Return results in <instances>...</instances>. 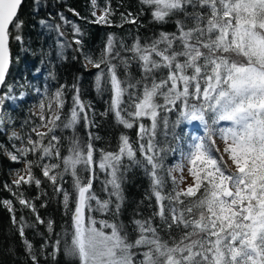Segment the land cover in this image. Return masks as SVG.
Listing matches in <instances>:
<instances>
[{
    "label": "snow or ice",
    "instance_id": "1",
    "mask_svg": "<svg viewBox=\"0 0 264 264\" xmlns=\"http://www.w3.org/2000/svg\"><path fill=\"white\" fill-rule=\"evenodd\" d=\"M24 2L0 0V89L6 90L0 93V110L7 101L17 99L6 78L12 62L11 42L23 43L24 20L20 11ZM140 3L151 9L156 22L166 23L177 14H182L184 19L175 20V32L162 31L151 43L141 44L139 39L130 47L121 43L120 49L131 53L130 57L121 56L113 35L108 36L97 59L81 53L85 67L90 64L99 69L95 76L97 92L104 90L105 83L110 84L109 110L117 123L132 129L140 121L139 148H134L130 138L122 134L118 151L101 150L99 161H95L93 144L89 141L82 145L73 136L70 154L61 157L56 131H75L81 120L91 124L86 110L89 106L81 99L79 87L73 84L72 107L65 114V86L50 95L45 86L44 99L39 103L40 124L32 128L38 139L28 135L25 143L13 132L9 140H20L24 146L13 145L15 152L5 148L11 161L20 163L23 157L26 165V175L18 173L13 184L19 188L34 182L39 187L41 180L32 169L40 167L54 190L63 193L67 210L72 194L60 186L58 178L63 181L65 175H71L75 192L72 230L52 244L48 255L53 259L63 254L75 264H264V0H140ZM91 5L94 19L89 23L112 26L114 13L110 0L99 9L100 15H97V0H91ZM131 15L122 14V23L135 24L136 20L129 18ZM72 27L78 36H83L79 27L75 24ZM60 35L64 33L60 31ZM75 43L80 46L76 51H80L82 40L76 39ZM67 46L70 45L60 44L61 58ZM114 59H119V65L112 62ZM132 61L139 64L142 77L135 81L121 80L117 68L122 65L127 70ZM49 76L56 79L53 72ZM125 95L129 102L127 107H122ZM23 96L21 93L19 99ZM161 112L173 113L176 118L170 121L167 115L161 117ZM145 119L150 125L142 122ZM161 123L166 137L171 129L174 140L187 143V150H180V162L169 168V175L176 169L183 171L187 161L193 178V184L182 190H176L173 178L174 187L167 194L165 179L160 174L166 156L161 153H174L176 149L158 146L156 136ZM195 123L202 128L203 135H190L187 131L179 135L175 131L181 125ZM40 128H47V132L39 131ZM89 137L91 140V134ZM217 139L223 142V150ZM137 151L142 159L137 158ZM37 153V160L27 159L29 154ZM45 158L60 163L41 164ZM125 160L130 163H124ZM133 165L144 168L150 178L151 193L159 206L153 215L159 216L169 230L171 243L162 239L151 217L132 221L137 234L134 239L119 220L124 202V173ZM232 166L234 172L230 171ZM96 167L109 177L104 182L107 199L98 198L92 191ZM83 172L90 173L89 178L85 179ZM181 197L195 199L186 202ZM18 199L36 213L38 223H45L34 203L22 193ZM164 201H168V215ZM3 204L13 213L12 221L16 224L12 202ZM94 212L108 218L97 219L92 215ZM25 226L24 223L19 226L21 238L25 236ZM173 227L185 230L178 240L171 237ZM47 229L52 233V221L47 222ZM24 244L32 264H39L32 243L24 239Z\"/></svg>",
    "mask_w": 264,
    "mask_h": 264
},
{
    "label": "trees",
    "instance_id": "2",
    "mask_svg": "<svg viewBox=\"0 0 264 264\" xmlns=\"http://www.w3.org/2000/svg\"><path fill=\"white\" fill-rule=\"evenodd\" d=\"M97 5L98 8L105 7L106 0H97ZM110 5L114 13L111 16L112 26H106L89 23V21L94 19L91 15L93 10L91 0H39L38 3H34V0H25L20 11V17L24 20V27L21 33L23 43L11 42L12 62L6 78L7 83L12 86L15 95L23 93L26 96V99L19 107L8 109L12 114L14 126L25 143L28 135H31L34 140L38 139L36 133L32 132V128L40 124V113H34L31 107L44 99L42 93L45 86L48 87L49 95L54 93L60 86H65L64 99L66 103L64 113L67 114L72 107V97L74 95L72 85L76 84L80 89L81 99L89 106L86 110L92 123L86 124L81 120L76 125L75 131L72 129H58L56 131L55 134L60 137L58 145L60 156L65 157L70 154L69 148L73 136L78 138L82 145H86L89 141L93 144L95 161H99L101 150L105 152L118 151L119 138L122 134L130 138L134 148H139L137 133L140 121H137L132 129H127L117 123L114 113L109 110L112 95L109 90L110 84L105 83L103 86L104 90L97 92L95 76L99 69L94 68L90 64L85 67L86 61L81 53L97 59L105 46L108 36L113 35L116 38V47L121 51V56L130 57L131 53L120 49L121 43L129 47L137 39H139L141 44L151 43L162 31L175 32V20L184 19V17L182 14H177L168 18V22L160 23L153 19L151 9L142 5L140 0H110ZM76 13L79 15H76ZM129 13L132 14L129 18L136 20L135 24L122 23L121 15L128 16ZM61 16L65 19L61 20ZM41 21H44V23L41 24ZM65 21L68 22L66 23ZM73 24L81 29L84 33L83 36H78L74 32ZM121 24L122 26H117ZM57 25L59 26V31L57 30ZM60 31L64 35H60ZM76 39H81L83 42V47L80 51H76L80 47L76 45ZM60 44L70 45L65 47L62 58L58 55ZM112 62L119 65V59H114ZM161 71L164 74L167 73L166 69ZM50 72L55 73L56 79H52L49 76ZM117 73L121 80L131 78L135 81L142 77V72L136 61H132L131 66L127 70L120 65L117 68ZM156 75L159 77L160 73ZM37 88L40 89V92L36 91ZM3 91L5 92V89ZM129 91L135 90L129 89ZM124 100L125 104L122 107H127L129 102L127 95H125ZM45 101L47 102V100ZM160 102L162 103V100ZM45 113L47 114L46 111ZM103 113L107 114L103 115ZM122 114L127 117V113ZM164 115H167L170 121L176 118L173 113L161 112V117ZM127 118L131 119L130 117ZM146 125H150V122ZM42 129L44 128L38 130ZM175 131L179 135H183L184 131H187L190 135H203L202 128L198 123L181 125ZM164 133L165 129L161 123L157 129L156 136L158 146L176 149L174 153L171 151L161 153L162 156H166L164 168L160 174L165 179L164 193L167 194L174 187L173 176L172 174L169 175L168 170L172 165L180 162V150L181 148L187 150V143L174 140L171 135V129H169L167 137ZM89 134H91V140ZM96 137H99V139H96ZM14 142L17 141L9 140V138L0 133V145L4 146L0 147V264H32L24 239L32 243L33 251L38 257L39 264H75L63 254L57 255L55 259L48 255L52 251V244H54L55 240L58 237L62 238L65 232H71L72 230L71 217L75 207L72 177L71 175H65L63 181H59L58 178L60 186L72 194L67 210L63 203V193H57L54 190L51 182L43 176L40 167L34 166L32 169L34 176L41 180L39 187L33 182L32 184H22L17 188L11 180V174L16 170H20L21 164L11 161L5 151L6 148L7 151L13 152ZM18 143L24 146L20 140H18ZM44 143H48V138H45ZM37 156H39V153L35 155L29 154L27 159L35 161ZM137 158L142 159L139 151H137ZM21 159L24 161L23 157ZM40 163H60V160L45 158ZM124 163L128 164L130 162L125 160ZM55 171L58 172L60 169ZM81 175L87 179L90 173L83 172ZM108 178L104 171H101L98 167L95 168L92 191L102 200L108 198L107 192L104 191V182ZM175 187L177 190L176 182ZM122 188L124 202L119 220L124 223L130 238L134 239L137 235L133 231L134 225L132 221L151 217L153 226L158 228L162 239L169 240L171 243L169 230L159 216L153 215L159 211V206L151 193L150 178L144 168L134 165L129 167L124 173ZM20 193L23 194L24 198L35 204L37 213L45 221L44 224L36 221V213L19 203L18 195ZM112 199L115 201V197ZM181 199H186L187 202L188 199L195 198L181 197ZM4 201L12 202V206L15 209L16 224H13L12 221L13 213H10L4 207ZM164 203L165 214L168 215V201H164ZM92 204L95 206V201H92ZM179 207H183V205ZM92 215L97 219L108 218L98 212H94ZM48 221L53 222L52 233L48 232ZM21 223L26 225L24 238L19 235L18 229ZM184 231L183 228L177 229L173 227L171 229V237L178 240ZM45 243L48 247L42 248L41 246Z\"/></svg>",
    "mask_w": 264,
    "mask_h": 264
},
{
    "label": "rangeland",
    "instance_id": "3",
    "mask_svg": "<svg viewBox=\"0 0 264 264\" xmlns=\"http://www.w3.org/2000/svg\"><path fill=\"white\" fill-rule=\"evenodd\" d=\"M99 9L100 8H97V15L101 14ZM12 95L17 97V99L7 101L6 104L4 105L3 110H1V114H0V133L7 138H9L13 132H16L19 135V131L14 126L13 117H12V114L9 110L19 107L24 102V100L26 99L25 95L23 96V99H19L20 95H15L14 93H12ZM39 103L34 104L31 107V110L34 111V113H40ZM45 104H47L46 101H45ZM53 107L55 108V105ZM45 111L47 112V107L45 108ZM149 122L150 121H148L146 119L143 120V123H145V124H149ZM46 130H47V128H44V129L39 130V131L46 132ZM16 141L17 142H14L13 145H15L16 147H22V145L18 143V140H16ZM217 144L221 148V150H223V148H224L223 142L220 141L219 139H217ZM13 152H15V148H13ZM225 160L228 161V158L226 155H225ZM20 164H21V169L16 170V171L12 172V174H11V180L12 181L17 178L18 173H19V175H26V173L24 171L26 165L22 159H21ZM228 164L231 165V161H228ZM173 166L174 165H172L170 168H172ZM188 168H189V165L187 164V161H184L183 171L176 169V170H173L171 172L173 178H175V182L177 184V190L186 189L189 185L193 184V178L189 175ZM230 171H233V172L235 171L234 166H232L230 168Z\"/></svg>",
    "mask_w": 264,
    "mask_h": 264
},
{
    "label": "bare ground",
    "instance_id": "4",
    "mask_svg": "<svg viewBox=\"0 0 264 264\" xmlns=\"http://www.w3.org/2000/svg\"><path fill=\"white\" fill-rule=\"evenodd\" d=\"M3 90V89H2ZM2 90H1V93H2ZM13 93H14V90H13ZM19 95H21V94H19Z\"/></svg>",
    "mask_w": 264,
    "mask_h": 264
},
{
    "label": "water",
    "instance_id": "5",
    "mask_svg": "<svg viewBox=\"0 0 264 264\" xmlns=\"http://www.w3.org/2000/svg\"><path fill=\"white\" fill-rule=\"evenodd\" d=\"M1 90H2V89H0V93H1ZM0 114H1V110H0Z\"/></svg>",
    "mask_w": 264,
    "mask_h": 264
}]
</instances>
